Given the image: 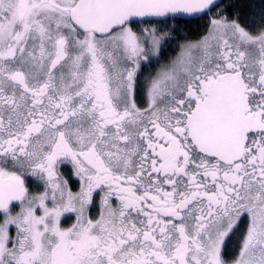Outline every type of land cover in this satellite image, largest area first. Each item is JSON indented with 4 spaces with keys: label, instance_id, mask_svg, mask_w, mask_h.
<instances>
[{
    "label": "snow or ice",
    "instance_id": "6c2138e0",
    "mask_svg": "<svg viewBox=\"0 0 264 264\" xmlns=\"http://www.w3.org/2000/svg\"><path fill=\"white\" fill-rule=\"evenodd\" d=\"M218 7L0 0V264H264V0L161 63Z\"/></svg>",
    "mask_w": 264,
    "mask_h": 264
},
{
    "label": "trees",
    "instance_id": "16d2710c",
    "mask_svg": "<svg viewBox=\"0 0 264 264\" xmlns=\"http://www.w3.org/2000/svg\"><path fill=\"white\" fill-rule=\"evenodd\" d=\"M229 4H233L235 7H228ZM259 6L260 0H222L218 8L213 9L207 15H202L198 19L170 21V24H175L179 31L174 33L176 39L171 44L165 45L168 50L163 53L161 62H165L168 57L174 55L172 49L175 48L178 43H183L185 39H198L207 31V27L212 18L221 14L232 16L242 9L241 18L251 24L253 18L259 19ZM147 72L150 75L149 71ZM237 239V237H233L232 240L227 243V251L231 250L232 252L233 249L234 251L236 250Z\"/></svg>",
    "mask_w": 264,
    "mask_h": 264
},
{
    "label": "flooded vegetation",
    "instance_id": "af4514ba",
    "mask_svg": "<svg viewBox=\"0 0 264 264\" xmlns=\"http://www.w3.org/2000/svg\"><path fill=\"white\" fill-rule=\"evenodd\" d=\"M145 66H146L145 64H142V67L140 70L141 72H143V76L138 77L141 80H143L149 76V74L147 72L148 67H145ZM142 106H145V105H142ZM62 172H63L64 178L68 179L69 187L72 189V191L73 192L79 191V184H78L76 178L74 177V175L66 168H62ZM28 187H29L30 193H32V194H38V193L43 191V187L39 182H29ZM70 215H72V214H66V216H70ZM92 215L95 216V215H97V213L93 212ZM69 220L71 222L73 221V219H69Z\"/></svg>",
    "mask_w": 264,
    "mask_h": 264
},
{
    "label": "rangeland",
    "instance_id": "374dc122",
    "mask_svg": "<svg viewBox=\"0 0 264 264\" xmlns=\"http://www.w3.org/2000/svg\"><path fill=\"white\" fill-rule=\"evenodd\" d=\"M161 63H163V62H161ZM142 64H145V65H146L145 67H148V70H147V71H149L150 75L154 74V72H155V71L157 70V68L159 67V65H157V64H155V63L151 64L150 66H149L146 62H142ZM150 75H149V76H150ZM69 222H70V223H69ZM72 223H74V219H73L72 222L68 219V220H66V222L64 223L63 226L68 227V226H71ZM233 251H234V249H233ZM233 251H232V252H233ZM228 252L231 253V250L228 251Z\"/></svg>",
    "mask_w": 264,
    "mask_h": 264
},
{
    "label": "water",
    "instance_id": "95a60500",
    "mask_svg": "<svg viewBox=\"0 0 264 264\" xmlns=\"http://www.w3.org/2000/svg\"><path fill=\"white\" fill-rule=\"evenodd\" d=\"M222 0H216V3L219 5L221 3ZM203 14H197L194 16H181L178 17L177 20H194V19H198L199 17H201Z\"/></svg>",
    "mask_w": 264,
    "mask_h": 264
}]
</instances>
